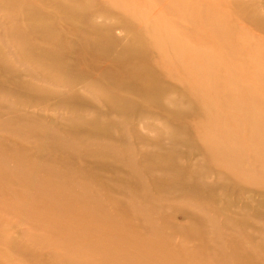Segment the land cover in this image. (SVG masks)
<instances>
[{"label": "rangeland", "instance_id": "1", "mask_svg": "<svg viewBox=\"0 0 264 264\" xmlns=\"http://www.w3.org/2000/svg\"><path fill=\"white\" fill-rule=\"evenodd\" d=\"M1 57L0 264H264V0H0Z\"/></svg>", "mask_w": 264, "mask_h": 264}, {"label": "bare ground", "instance_id": "2", "mask_svg": "<svg viewBox=\"0 0 264 264\" xmlns=\"http://www.w3.org/2000/svg\"><path fill=\"white\" fill-rule=\"evenodd\" d=\"M4 2H8V3H12L14 0H3ZM41 17V16H40ZM30 33L31 34H36V33H39V35H28V36H38V37H43V36H46V35H49V31L47 32V31H44V32H38L37 31V29L35 28V27H30ZM17 33H18V31H17ZM35 50L36 49H32L31 50V52H32V54H33V57L34 58H37V55H35L36 54V52H35ZM48 60H49V58L48 57H46V60H37V61H43V62H47V66H48V68L49 69H54L55 67H54V64L53 63H49L48 62ZM5 67V68H4ZM6 69V66L4 65V63H3V58L1 57L0 58V69ZM26 117H27V115L23 112V111H20L18 114H17V118H15L14 119V121L17 119L18 121H20V122H23V121H25L26 120ZM42 119V118H41ZM35 120H40V119H34V121ZM43 121L45 120V119H42ZM41 121V120H40ZM45 121H47V120H45ZM30 123H37V122H30ZM117 131V128H116V126H113V125H99L97 128H95L94 130H91V131H88V132H90V133H93V134H95V133H105V134H113L114 132H116ZM80 133L81 134H84L85 132L81 129V131H80ZM86 154H88V155H91V156H93V157H96V156H101L103 153H104V151L101 149V148H97V149H93V148H87V150H86V152H85Z\"/></svg>", "mask_w": 264, "mask_h": 264}]
</instances>
